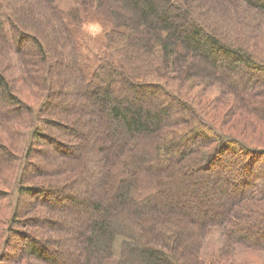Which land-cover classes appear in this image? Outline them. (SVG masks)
<instances>
[{
  "label": "trees",
  "instance_id": "16d2710c",
  "mask_svg": "<svg viewBox=\"0 0 264 264\" xmlns=\"http://www.w3.org/2000/svg\"><path fill=\"white\" fill-rule=\"evenodd\" d=\"M11 1L14 0H0V65H3L0 68V178L6 187V192L0 193V252H3L0 261L6 258L5 255L13 257L10 252L2 251L8 246L9 225L25 222L24 226L37 228L39 225L35 222L46 216L43 210L46 205L38 204L35 212L33 209L25 219L19 218L20 197L39 190L36 183H30L32 174L27 168L28 158L34 151L35 143L46 137L42 125L55 123L47 113L55 104L51 90L55 76L49 70L50 55L35 35L32 38L40 49L37 60L22 52V38H28V34L23 31L22 25L20 32L8 6ZM30 1L35 4L44 2L49 12L57 16L68 41L65 52L75 62L76 76L87 78L81 92L70 94L74 101L77 98L87 101L88 116L84 120L93 123L87 128L80 126L81 130L70 127L75 133L84 134L82 139L86 144L94 145L93 155L85 158L84 164H93L97 175L98 166L105 162V157H101L114 147L113 154L118 156L122 166L106 189L97 190L98 182L93 181L88 183L90 187L87 190V183L83 181L81 197L67 192L74 181L67 176V180L54 189L57 185L55 181H59L60 177L51 179L52 170L48 167L44 187L50 183L53 194H60V197H56L57 203L49 207L60 205L62 208L68 203L66 214L71 215V221L60 220L56 223L68 239L74 232L73 226L79 222L81 247L77 249L74 245L76 255L69 263L52 256L46 241L35 234H27L25 246L20 248L16 258L28 264L45 259L48 264H183L176 252L180 256L185 251L184 242L178 246L185 224L182 217L175 218L177 211L170 202L171 196L168 197L167 190L173 184L170 171L165 173L164 188L147 195L140 187V173H146L149 177L143 180L148 185L159 180L154 170L160 169L162 160L175 162L177 170H180L187 154L184 150L176 151L185 145L184 139L188 135L207 142L201 152L203 160L209 164L215 151L232 146V138L208 126L197 112L201 108L206 111L205 108L209 106L205 98L214 86L213 79L216 77L220 80L218 95H233L225 98L230 107L235 102L234 98H238L242 106L248 107L260 118L254 107L259 102L264 104L257 96L264 94V87L248 92L245 87L239 88V84L245 74L255 71L264 73V27L258 25V21L264 24V0H234L242 5L238 13L233 12V16L230 14L227 17L218 9L211 21L206 16V0H112L115 8L104 6L105 0ZM253 18L258 20L254 21ZM93 25L101 30L91 31L88 27ZM245 28L248 29L247 37L244 35ZM241 30L240 44L227 39L240 35ZM15 32H18L17 43L9 42L10 36L16 35ZM3 52L15 54L20 67H15V61L10 60L7 54L2 55ZM182 57H188V62L183 64ZM198 62L203 63L199 64L200 68L195 66ZM35 67L42 71L39 76L34 74ZM12 68L16 71L10 74L11 83L6 72L10 73ZM219 72L223 74L218 75ZM133 75L141 77L137 80ZM227 75L232 77L227 78ZM19 77L25 82H22L23 85H30L31 90L23 88L22 84L20 87L16 85ZM166 83L182 89L189 100L183 94L167 89ZM194 88L198 90L194 91ZM209 103L213 112L220 108L218 103ZM179 106L182 108L178 109ZM16 109L21 111H14ZM186 115L187 119H196V123L175 139L169 133L179 129L175 127V122L181 126ZM202 126L210 133L201 130ZM102 130L108 137L106 143L97 137ZM159 133L162 140L156 143L153 154L137 150L142 138ZM234 140L239 141L237 147L243 154L252 153L253 150L246 143ZM75 153L66 150L64 154L72 157ZM255 155L254 152L252 156ZM2 156L7 162L3 161ZM114 161V158L110 159V163ZM79 178L78 175V181ZM259 192L262 194L252 195L250 203L242 202L247 194L242 192L238 195V200L244 203L242 210L236 212L234 205L230 212L227 211L215 222L207 223L202 230L197 228V232L205 236L197 244V259H193L196 264L222 263L234 257L226 250L237 248L264 255V187L256 193ZM154 196H158L157 203L150 202ZM232 204L229 203V207ZM151 209L159 211L150 212ZM2 211L7 212L6 217L1 214ZM123 213L126 216L123 217ZM154 213L156 217L151 220L150 215ZM133 217L137 221V228L129 225V219ZM194 229L191 228V231ZM12 231H15L13 227L9 232ZM53 231H48L46 238ZM189 231L184 233L185 237ZM210 233H217L218 238H214L217 248L210 253L208 263L203 254L205 238ZM64 239L60 236L56 240L62 242Z\"/></svg>",
  "mask_w": 264,
  "mask_h": 264
},
{
  "label": "rangeland",
  "instance_id": "374dc122",
  "mask_svg": "<svg viewBox=\"0 0 264 264\" xmlns=\"http://www.w3.org/2000/svg\"><path fill=\"white\" fill-rule=\"evenodd\" d=\"M226 1L206 0L208 5L206 16H209V21H211L213 15L216 17L217 13H214L218 9L222 10L227 17H229L230 14L233 16V12L238 13L240 11V7L242 6L241 3L234 0H232V2ZM8 6L12 10L14 19L18 22L19 28L20 25H22L24 28L23 31L28 34V38H22V43L24 44L22 52L31 55L37 60V57L40 54V49L36 47V43L32 38L35 35L40 38L42 44L45 46L46 52L50 55L49 70L53 72V75L55 76V80L52 82L54 88H51L53 93L52 101H54L55 104L50 109V112H47L50 114L46 115L51 116L55 123H44L42 125V131L46 137L35 143L34 151L31 157L28 158L29 165L27 168L29 173L32 174V177L29 179L30 183H36L35 185L38 186L39 190L20 197L21 207L19 218L25 219L27 215H29L28 213L33 211V209L35 212L38 204L46 205L43 209L46 216L41 217L40 221L35 222L39 225L37 228L24 226L26 224L25 222L18 225H9L8 246L5 250L2 249V251L7 254L10 252L13 254V257L5 255L4 257L6 258L0 261V264H28L26 261L18 259L19 257L16 258L19 256L20 248L25 246V238L27 234H35L34 236L46 241V246L48 247V250L51 251L52 256L57 257L59 260L69 261L70 263L73 261L74 255H76L74 247L76 246L77 249L81 247L79 242L81 226L79 222H76L72 230L74 232L68 239L62 234L60 225L56 222H60V220L70 222L71 215L66 214L68 203L62 208H60V205L49 207L50 205L57 203L56 197H60V194H53V190L50 188V183L48 186L44 187V185H46L45 178L48 177L46 175L48 167L52 170L51 179L55 180V177H60L59 181H55L57 185L56 187H53L54 189L59 188L60 184H63L65 182L64 180H67V177H69V179L72 178L74 181L69 189H67V192L81 197L83 196V188L81 185L83 181L87 183V190H89L90 187L88 183L93 181L98 182L96 186L97 190L106 189L111 178H113L115 173H118L117 171L120 170L122 165L118 161V156H114L113 154L115 151L114 147L108 150V152H105L104 156L101 157L102 159L105 157V162L98 166L99 172L96 170L98 173L97 175L95 174V166L93 164L89 165L90 167L84 164V159L93 155L94 145L86 144L82 139L84 134H80V132L75 133L70 127H77L79 129L80 126L83 125L84 128H87L92 126L93 123H86L84 120L88 116V112L86 111L89 108L87 101L80 100V98H77L74 101L71 99L70 94L74 91L81 92L86 86L87 78L85 79L82 76L79 78V76H76L77 71L74 65L75 62L73 59L69 58L65 52L68 41H66V35L62 26H59V19L57 16L52 12H49V9L44 2L35 4L30 0H14L9 2ZM104 6L107 8H115V3H113L112 0H105ZM124 14H126V12ZM250 19L251 18L249 17V20ZM253 20L257 21L258 19L253 18ZM220 25H222V23ZM258 25L264 27V24L259 21ZM88 28L94 32L101 30L99 26L95 25L89 26ZM20 30V32H22L21 28ZM247 30L248 29L245 28L246 34L244 35L246 37L248 36ZM15 33L16 35H13L12 37L10 36L9 42L17 43L18 32ZM242 34L243 31L241 30L240 35H233L232 37L230 36L231 38L229 37L227 39L240 44ZM100 50L102 53L103 50ZM4 54L9 55L10 60L15 61L14 64L16 63L15 54L13 55L10 52H3L2 55ZM188 60V57H182L181 62L185 64ZM199 64L203 65V63L198 62L195 64L196 68H200ZM17 65L20 67L19 62L18 64L16 63L15 67H17ZM2 67L3 65H0V68ZM35 69V76H39L42 71L39 67H35ZM15 71L16 69L12 68L10 73L6 72L8 81L11 83L12 79L10 80V74L15 73ZM221 74H223V72L218 73V75ZM19 75H21V72ZM133 76L137 80L141 77L138 75ZM226 77L230 78L232 76L227 75ZM213 81L214 86L210 88L211 90L207 94L208 97L205 98V103L207 101H213L218 103L220 108H218L216 112H213L211 111V104L208 102L206 105L209 106L206 108L204 107L206 111H203L201 108V110H198L197 112L198 115L200 113L201 116H199L201 120L207 123L208 126H211V128L213 126L218 132L232 138L234 141V143L231 144L232 146H227L225 147L226 149L215 151L214 156L212 157V162L209 164L203 160L201 152V150L206 147L207 142L203 141L201 138H190L191 135H188L184 139L185 145L176 151V153H179L184 150L187 154L186 162L182 165L180 170H177V164L175 162L162 160L163 164L160 169L154 170L157 173L155 175L159 177V180L152 184L149 183L148 185L143 183V180H147L149 177L146 173L144 175L143 173H140V181L142 182L140 187L145 195H147L153 191L164 188L163 180L166 179L165 173L170 171V180L173 181V184L170 185L171 189L167 190V193L169 191L168 197L171 196L170 202L175 205L174 210L177 211L174 215L175 218H178V216L182 217L185 224L182 234L183 237L178 239V246L180 245V242L186 244L185 251L180 256L179 253L176 252L177 257H180V259L184 261L183 264H196L193 259L196 258L195 255L198 249L197 244L205 236L203 233L197 232V228L202 230L207 223L215 222L221 218L224 213L227 211L230 212L234 205L236 212L242 210L241 206L244 205L242 202L250 203L252 195L256 196L262 194L256 192L264 187V155L262 154L264 152V104L259 102L258 105H255L254 107L255 112L260 115V118L257 117L258 115L255 113H252L251 110L247 109L248 107L246 108L242 106L238 98H234L235 102L230 107L228 104L229 102L226 101L225 98H231L233 95L225 94V97L219 96L217 85H220V80L216 77ZM22 82L25 83L23 79H20L19 77L15 83L16 85L19 84L18 86L20 87ZM23 86V88L26 87L31 90L30 85ZM167 86L169 87L167 89L181 93L185 97L186 94L182 89L169 86L168 84ZM239 86V88H247L248 92H252L256 88L264 87V73L255 71L245 74L242 83L239 84ZM193 90L197 91L198 89L194 88ZM243 94L246 96V93ZM257 96L264 101V94H259ZM180 108L182 107L179 106L178 109ZM14 111L20 112L21 110L16 109ZM217 113L218 116H216ZM214 114L216 117L213 116ZM187 117L188 116L186 115L184 120L181 121V126H178V124H180L179 122H175L177 125L175 127L179 129H175L172 133H169L170 135H173L175 139H177V136L181 135L180 133L188 130L192 124L195 125L196 119H187ZM201 130L210 133V130L206 127L202 126ZM97 137L98 140L104 139L105 143L108 140L105 130L98 132ZM234 139H239L246 143L247 146L250 147L249 149L253 150L252 153L247 155L243 154L241 149L237 147L239 141ZM159 140H162L160 133L152 136L147 135L139 142L137 150L139 152L147 151L149 155L153 154L154 150L156 151L155 146ZM19 141H21V139ZM216 147H218V145H216ZM66 150L75 151L77 154H73L75 155L74 157L73 155L72 157H68V155L64 154ZM254 152L256 155L252 156ZM1 153L0 150V154ZM2 158L3 161L7 162L5 156H2ZM111 158H114L115 160L113 163H110ZM84 170L85 172L82 173ZM148 171L152 170H146V172ZM78 175L81 177L79 178V181ZM244 191L247 194L245 195V199L241 202L238 200V195L242 194V192L244 194ZM5 192L6 187L4 186L3 180L0 178V193ZM156 201H159L158 196H154L150 202L157 203ZM231 202H233V204L229 207V203ZM157 211L159 210L151 209L150 212ZM1 214L6 217L5 215L7 212L2 211ZM122 216L124 217L126 215L123 213ZM150 217L151 220H154L156 214L154 213L150 215ZM129 225L130 227L131 225H135L136 228L138 227L135 217L129 219ZM12 227L15 231L9 232ZM193 227H195V229L194 231H191V228ZM46 229L54 230L53 233H49L50 236L47 234L49 236L48 238H46V233L51 230L47 231ZM187 230L190 231L188 232V236L185 237L184 233H187ZM30 231H32V233H30ZM60 236L63 237V239L65 238L62 242L56 240L57 238H60ZM214 238H218L217 233H210L205 238L206 243L203 255L208 263L210 262L212 250L217 248V244L215 245L214 243ZM180 249H177V251ZM226 252L227 254H233L234 257H229L222 263L219 261V264H264V255L258 252L238 248L236 250H226ZM2 254L3 252H0V255ZM34 263L48 264V260L45 259L42 262ZM108 264H114V262Z\"/></svg>",
  "mask_w": 264,
  "mask_h": 264
}]
</instances>
